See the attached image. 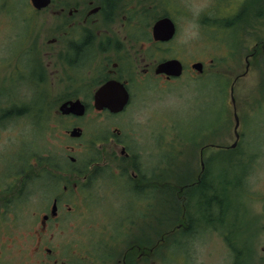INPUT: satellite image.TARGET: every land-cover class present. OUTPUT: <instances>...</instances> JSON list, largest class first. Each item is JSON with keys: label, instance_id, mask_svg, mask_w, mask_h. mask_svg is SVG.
I'll return each mask as SVG.
<instances>
[{"label": "rangeland", "instance_id": "rangeland-1", "mask_svg": "<svg viewBox=\"0 0 264 264\" xmlns=\"http://www.w3.org/2000/svg\"><path fill=\"white\" fill-rule=\"evenodd\" d=\"M159 1L164 8L168 7L176 27V34L170 42L158 45L150 37L151 25L162 11L157 4L158 13L153 8L148 9L147 16L139 18L143 29L138 36L146 33L141 43L126 34L101 31L96 35L99 25L91 29L82 26L79 38L80 35H88V31L95 37L92 62L88 67H82L74 63L75 53L71 46L62 43L58 37L59 19L33 11L29 0H0V185L3 193L9 186L14 188L12 191H20L22 185L27 187L9 203L7 211L14 212L23 231L21 224L37 226L39 217L48 208L52 183H46V190L42 192L36 190V181L31 183L34 179L29 181L27 177L34 174L30 170L38 157L54 153L60 156L66 152V146L76 144L67 134L73 121L61 116L58 107L61 101L77 91L76 95H85L86 67L93 65L95 69L91 83L100 78L105 64L110 67L114 61L121 63L128 73L130 70L141 74L147 65L176 58L184 65L183 74L170 81H146L141 92L134 87V97L126 111L134 125L136 150L143 155V171L148 180L154 182L156 179L157 185H161L157 191L161 194L153 196L155 191L146 189L144 193L153 192L151 199L147 200L138 194L120 193L117 194L120 198V202L116 199L117 205H113L114 197L111 195L90 194L85 201L78 200V208L66 222L60 221L59 227H63L65 234L56 236L48 246L68 263L74 264L78 257L77 240L86 235L83 238H91L86 249L93 256L102 254L98 244H107L109 253L121 255L124 249L122 236L125 234V225H121V221L135 220L134 225L126 228V234L136 233L139 219L147 218L150 220L147 236H155L158 232L150 240L152 243L160 241V249L154 252L156 257L152 264H236L234 247L227 244L220 227L206 224V212L204 217H199L191 206L190 216H197L199 221L192 218L187 224L182 222L181 213L178 212L175 219L168 210L162 217L157 211L158 223L150 218L156 211L155 204L161 212L170 205L169 202L162 203L165 200L161 192L164 183L177 191L180 185L185 184H179L178 175H189V182L195 180L200 170V147L206 145L202 161L207 172L220 171L221 174L223 169L232 173L237 170L233 165L246 168L243 185L233 191L232 209L221 224L224 223V230L230 232V238L235 237V246L239 244L237 239L240 236L248 244L253 243L256 246L255 261L264 264V252L261 251L264 247V129H256L253 133L247 130L248 138H252L258 152L250 162L238 149L230 158L217 156L216 149L207 146L209 143L228 145L234 141L232 108L228 104L229 85L240 71L238 64L252 47L254 38L264 41V0ZM51 39H56V42L48 43ZM107 41H117V47L119 49L120 44L124 56L111 51L102 55L97 45L99 47L100 43ZM194 61L204 63L203 74H195L189 68ZM257 74L258 71H251L240 83L233 85L236 103L239 101V86H249ZM78 122L85 130V138L89 137L93 130L91 120ZM90 152L91 148L81 145L72 154L81 157ZM21 159L25 162H20ZM170 171L176 177H172ZM21 179H25L24 183ZM28 186L33 188L28 189ZM71 195L60 193L64 211L66 206L73 205L71 199L74 197ZM178 196L174 193L175 201L181 199ZM6 201L3 199L4 205ZM181 222L187 227L190 224L191 232L178 233L174 238L167 237L163 241V237L176 230ZM231 225L233 228L239 225L240 232L232 233ZM26 240L32 241L30 238Z\"/></svg>", "mask_w": 264, "mask_h": 264}, {"label": "flooded vegetation", "instance_id": "flooded-vegetation-1", "mask_svg": "<svg viewBox=\"0 0 264 264\" xmlns=\"http://www.w3.org/2000/svg\"><path fill=\"white\" fill-rule=\"evenodd\" d=\"M248 3L250 4V2ZM157 4H159V9L162 11H160V16L151 25L150 37L155 44L159 45L170 42L176 34L175 27V34L169 41L161 42L153 39L152 26L157 20L168 18L173 22L168 7L166 6L164 8V4L159 0H50L45 8L40 10L33 9V11L37 13H48L51 17L60 20L61 27L58 36L60 41L69 47L71 46L73 53H75L74 63L76 62L77 66L85 67L90 62L91 55L94 54L92 48H94L95 37L91 35V31H88V35L82 33L83 35H80L79 38L82 26L91 29L99 25L100 29H96V35H99L101 31L105 33L114 32L117 34H126L131 35L130 38L133 41L141 43V40L144 39L143 35L146 33L138 36L143 29L139 18L146 17L149 11L148 9L151 10L153 8L158 13L156 11ZM242 6H245V2ZM78 28H80L79 31ZM107 40L110 41L109 38ZM109 41L100 43L99 47L97 45L102 55L110 54L111 51L114 54L115 52H120L124 56V53L120 51V44L118 49L117 41L114 43ZM55 42L56 39L48 41L50 44ZM105 44H107L106 47H104ZM262 56H264V41H258L256 37L254 38L252 47L243 57L242 62L238 64L240 71L236 73L233 81L229 85L228 104L232 108L234 141L228 145L220 143H209L207 145L216 149L217 156L226 155L231 158L232 152L238 149L241 155L246 157L248 162H250V160L258 155L252 138H248L247 130L253 133L256 129H264V58ZM170 59L155 62L152 66H145L141 74L130 72V70L128 73L127 69L121 63L114 61L110 67L108 66L109 64H105V69L100 74V78L91 83L90 79L95 69L93 65L85 68L87 70V74L85 75L86 81L83 83L87 84L83 88L85 95H76L78 93L77 91L73 96H69L61 101L63 103L79 100L83 105V114H62L58 111L61 116H65L73 121L71 129L67 131V134L70 139L76 141V144L66 146V152L60 156H56V164L54 165L56 168L51 170L54 186L49 191V195H52V198H49L51 202L46 211L39 217L37 226L33 224L24 226L21 224V229L28 231L24 233V230L21 231L19 228L14 212L7 211L9 203L16 199V195L22 193L23 189L27 187L22 185L20 191H12L14 188L9 186L7 187V191L3 193L2 186L0 185V264H71L63 256L56 254V251L49 248L48 244L56 236L65 234L63 227H59L60 221L66 222L72 212L78 208V200L83 202L90 194L106 193L107 197L109 195L114 197L112 203L113 205H117L120 202L117 194L143 192L146 189H153L157 193L161 189V185H157L156 179L154 182L151 179L148 180L146 173L143 171V155L139 150H136L137 137L133 131L134 125L130 123V118L126 111L132 103L134 87L141 92L146 81H170L179 78L183 74L185 69L181 62L182 74L179 77L155 72L158 64ZM196 62L202 64L201 71L192 68V64ZM242 65L243 67H241ZM189 68L193 73L198 75L203 74L205 71L204 63L201 61L190 63ZM251 71H258V74L254 76L249 86L243 84L239 86V101L236 103L233 94L231 96L230 88L232 86L233 89V85L240 83ZM259 71H262V73H259ZM111 80L121 83L125 88L128 94L126 104L118 111H112L105 107L96 109L93 104L96 90ZM136 81L138 84L135 85L134 82ZM245 92L249 93L245 94ZM234 117L238 124L236 129H234ZM84 119H90L93 127L92 134L87 138H85L84 128L79 126L78 122ZM124 127H128L130 130L124 129ZM73 128L80 130L79 137H71L69 135V131ZM81 145L86 148H91V153H85L81 157L76 154L73 155L72 153ZM92 146H94L93 152ZM217 156L214 157L216 158ZM62 167H65L67 171H62L60 169ZM41 176V172L36 176L29 174L27 179L29 178V181L34 179L31 182L34 183L37 179H41ZM24 180L21 179L23 183ZM45 182L52 183L51 179H46ZM31 188L33 187L28 186V189ZM60 193H69L74 197V199H71L73 205L66 206L65 211L61 208ZM3 199H7L6 205L3 204ZM150 206L153 207L152 202ZM53 207L54 212L52 213ZM154 209H158V204H155ZM148 221L150 220L147 218L143 220L139 219L137 232L127 234L126 228L134 225L135 220L131 221V219H128L127 221H121L120 224L125 225V234L122 236L124 249L121 255L109 253L110 251H107V244H98L102 248V254L93 256L86 249L90 245L91 238H83L86 235L80 236L76 243L78 257L74 264H152V259L156 257L154 252L159 246L160 241L156 240L152 245H147V237L155 238L152 235L147 236ZM23 237L26 238L21 240ZM254 237L253 235V239ZM29 238L32 240L30 243L26 240ZM118 240L121 239L118 238ZM238 240L236 264H257L255 261L256 246L253 243L248 244L246 240L242 239V236L237 239V242ZM261 251L264 252V247H262Z\"/></svg>", "mask_w": 264, "mask_h": 264}, {"label": "trees", "instance_id": "trees-1", "mask_svg": "<svg viewBox=\"0 0 264 264\" xmlns=\"http://www.w3.org/2000/svg\"><path fill=\"white\" fill-rule=\"evenodd\" d=\"M238 18V17H237ZM40 95V94H38ZM38 102V100L36 101V103ZM198 144L194 145L195 147L198 146ZM201 146V148L205 147ZM203 152V151H202ZM91 153V152H90ZM56 156L55 153L52 154L51 156H45V157H38L35 161V165L32 166V170H30V172L34 171V175L36 176L37 174H42L41 179H37L36 180V184L37 185V189L36 190H41L43 192V190L45 191V180L46 179H51L52 181V186H53V174H51V170L55 169L56 167L54 166L56 164ZM230 164L231 161L227 160ZM20 162H25V160H22ZM237 170H234L232 173L228 172V171H224L223 169L221 170V174L220 171L214 172V171H210L207 172V168L205 163L203 162V169L200 167V170L198 171V174L195 178V180L189 182V175H182L179 176L178 175V180H179V184L180 182H184L185 184L180 185V187L178 188L177 191H173L172 187H168L167 184H163L162 185V191L163 192V198L165 199L162 203L163 204H168V202L170 203L169 206L165 207L161 210L155 209L156 211L154 212V216H151L150 218H152L151 220H156L157 222V217L158 215L156 214L157 211H159V215L162 217V214H166L167 210L169 213H171L172 217H174L175 219L178 218V212L181 213L182 217L181 220L182 222H189L192 218L196 219V222L198 220V217H192L190 216L189 212V208L192 206V209H196L198 212V216L199 217H204L205 212H206V216L204 217L206 220V224L208 226H218L220 227V231L225 234L226 236V240H227V244L230 246H233L235 251H236V255H238L237 252V246L236 245V239L235 237L230 238L229 235V231L228 230H224V223L221 224L222 220L226 217L229 216L230 210L232 209V204L231 202L233 201V191H235L237 188L242 187L243 185V178H244V172L246 171L245 169H242L241 167L236 165H233ZM62 171H67L65 169V167L60 168ZM172 177H176V175H174V173L172 171H170ZM167 186V187H166ZM54 187V186H53ZM168 190V191H167ZM174 193H176L177 195H179V199L181 197L180 200H176L173 198ZM133 194H138L140 196H142L143 198H146L147 200L151 199L153 192H137V193H133ZM155 194H161L160 192L156 193L154 192L153 196H155ZM171 211V212H170ZM201 211V212H200ZM151 213V212H150ZM226 216V217H225ZM149 218V219H150ZM174 220H172L173 222ZM199 221V220H198ZM171 222V223H172ZM181 222V225H179V227L174 230L171 231L170 234H166L167 236L164 238L163 237V241L167 240L166 238H174L176 235H178V233L180 235L184 234L186 232V234L188 232H191V228L189 227L190 224H188L189 226L187 227V223L184 224ZM158 223V222H157ZM206 224L204 225L206 227ZM149 222L147 224V228H149ZM196 226V225H195ZM229 228L232 229V233L236 234V232L238 231V233L240 232L241 229L238 230V228H240L239 225H237L236 228H233V225H231ZM158 233V232H157ZM157 233H155V237L157 236ZM237 233V234H238ZM179 235V236H180ZM162 237V236H161ZM169 243V241H167ZM165 242L163 244L164 247L165 244L167 243ZM152 240H150L149 237H147V245L150 246L152 245ZM159 247V246H158ZM157 247V251L160 249ZM156 251V252H157ZM156 255V253H155ZM237 259V257H236Z\"/></svg>", "mask_w": 264, "mask_h": 264}, {"label": "water", "instance_id": "water-1", "mask_svg": "<svg viewBox=\"0 0 264 264\" xmlns=\"http://www.w3.org/2000/svg\"><path fill=\"white\" fill-rule=\"evenodd\" d=\"M32 7L36 10L45 8L50 0H29ZM175 34V26L173 22L168 18H161L157 20L152 26V37L156 41L166 42L172 39ZM192 68L195 70L201 71L202 64L196 62L192 64ZM156 73H164L168 76L178 77L182 73V64L177 59L166 60L160 64L155 69ZM230 93L232 96V86L230 88ZM128 99V94L123 87V85L117 81H108L102 86H100L95 94L93 99V104L96 109L108 108L112 111L120 110ZM232 99V97H231ZM233 102V99H232ZM58 111L62 114L72 113L74 115H82L84 112L83 105L79 100L66 101L59 105ZM235 119L234 129L237 128V120ZM236 136L237 132L235 130ZM71 137H79L80 130L73 128L69 131ZM201 155V153H200ZM200 166L203 169V162L200 160ZM54 212V207L52 208V213Z\"/></svg>", "mask_w": 264, "mask_h": 264}]
</instances>
